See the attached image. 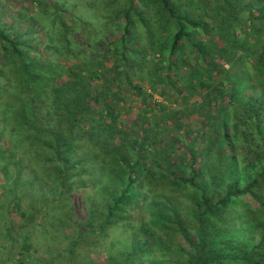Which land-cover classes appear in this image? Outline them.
<instances>
[{
    "label": "trees",
    "instance_id": "16d2710c",
    "mask_svg": "<svg viewBox=\"0 0 264 264\" xmlns=\"http://www.w3.org/2000/svg\"><path fill=\"white\" fill-rule=\"evenodd\" d=\"M0 1V264H264V0Z\"/></svg>",
    "mask_w": 264,
    "mask_h": 264
},
{
    "label": "rangeland",
    "instance_id": "374dc122",
    "mask_svg": "<svg viewBox=\"0 0 264 264\" xmlns=\"http://www.w3.org/2000/svg\"><path fill=\"white\" fill-rule=\"evenodd\" d=\"M25 5L28 7L30 5V3L26 2ZM11 6L14 7V5H12L10 3L0 1V14L5 16L7 13L10 12L9 9ZM16 6L19 7V6H21V4L17 3ZM7 18H9V16ZM203 21L206 22V21H208V19H203ZM139 29L140 28H138L136 31L137 34L141 30V29L140 30ZM141 34L143 35L142 30H141ZM183 54L186 56V61H194V58H193L194 54L192 51L188 53V49L185 48L183 51ZM151 55L152 54L146 52V55L144 56V59H146L145 61H152ZM130 56H132V55L131 54L129 55V52H128L127 57H130ZM138 58H139V56H133L131 61H140V59H138ZM151 66H152V64H148V63L144 64L146 71H148L149 68H151ZM145 77L146 76H144V79L143 78H140V79H142L141 82H142L143 90L149 94L150 90H149L147 78H145ZM128 95L129 96H127L125 98V102L123 103V105L125 107L124 110H128L131 113L137 112L139 110V107H140L139 106L140 105V97L134 96V93H128ZM148 102H150V103L162 102V99L157 92V93H153V96L151 98H148ZM150 105H152V104H150ZM171 107L178 109V110L181 108V106L177 105V104H175V105L171 104ZM34 235L35 234L32 233L31 242L34 243V246L38 247V252L34 253L32 258H30V261L32 262V264H63L62 261L58 259V257H57L58 255L43 254L42 249H41L42 242L38 243L39 238H38V236H34ZM88 246H89L88 248L90 251L89 254L96 257L97 260L98 259L101 260L100 258L105 259L110 254L116 255L118 252L123 251L125 248L127 250H129V247H130V246H128V241H125V239L123 237H120L116 233L110 234V236L107 239H101V240L99 239L98 244L96 246H92V245H88ZM9 247H10L9 244L5 241V238L3 237V235L0 234V262L1 263L2 262L6 263V261H9V259L14 258V252H10Z\"/></svg>",
    "mask_w": 264,
    "mask_h": 264
}]
</instances>
